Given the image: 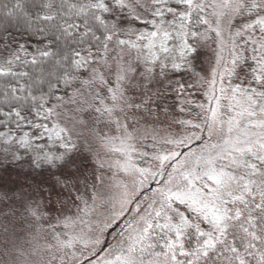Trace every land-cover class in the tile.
I'll list each match as a JSON object with an SVG mask.
<instances>
[{
    "label": "snow or ice",
    "instance_id": "1",
    "mask_svg": "<svg viewBox=\"0 0 264 264\" xmlns=\"http://www.w3.org/2000/svg\"><path fill=\"white\" fill-rule=\"evenodd\" d=\"M14 7L47 43L0 30V183L7 165L29 188L0 196V264H264V0ZM101 151L118 195L72 197L80 157ZM64 192L75 211L53 217ZM97 202L93 239L77 226Z\"/></svg>",
    "mask_w": 264,
    "mask_h": 264
},
{
    "label": "rangeland",
    "instance_id": "2",
    "mask_svg": "<svg viewBox=\"0 0 264 264\" xmlns=\"http://www.w3.org/2000/svg\"><path fill=\"white\" fill-rule=\"evenodd\" d=\"M2 8H0L1 11ZM9 10V9H8ZM13 11H16V8H13ZM17 12V11H16ZM36 47H33L31 50L34 51ZM30 51V50H29ZM31 52V51H30ZM194 99L200 100L201 97L194 96ZM0 131H3V129H0ZM24 131H30V129L25 128ZM38 134V133H37ZM38 143H45V141H39ZM109 157L105 155L103 151L100 152L99 157H96L94 155L84 153L80 157V172L78 177L75 180L76 188H73L71 190V196L75 197L76 195H83L86 199L90 198L92 194V185H97V191H102L103 196L105 198L108 197H114L118 195V192L116 189H110L109 185L112 183L110 180L107 179L108 176H110V173L107 171V168L100 169L98 160L101 161H107ZM7 171L4 173L8 179L5 180V182L0 183V196H7L10 200L15 199L18 194L23 190L25 192L29 191L28 185L24 183L23 180V174L20 173V179L17 180L16 177L18 175V170L14 167L7 166ZM143 166V165H141ZM104 175L105 176V184L103 188L98 184V182L94 179L96 175ZM39 179V178H38ZM155 184H152L151 187H155ZM60 199L62 201H66V207L61 209L58 205H55V203L51 206L50 214L55 217L57 215H71L75 211V207L71 202V199L69 198L68 192H64ZM6 203L8 200L5 201ZM89 202H91L89 200ZM2 206V205H0ZM106 215V210L104 207L100 206L99 202H97V212L95 215L91 217H86L85 220L87 224L85 225H78L77 231H79L81 228L84 229L85 233L90 235L93 239H95L96 235L99 234V229L103 227V220ZM127 219V217H125ZM99 222L98 226L97 223ZM52 223H55V219H53ZM123 224V221H119L117 224L112 225L102 236H100V239L103 241L101 245H98L97 248L103 247L104 252L101 253V256H105L110 250L112 252L111 256L108 258L111 259L117 254V250L112 249V245H114L116 242L113 240V235L116 231L119 230L120 226ZM91 225L92 230H90L89 226ZM43 239H41V243H43ZM82 248V246H80ZM91 251V249H88L83 252L84 256H88V252ZM77 254H80V250H77ZM94 259V258H93Z\"/></svg>",
    "mask_w": 264,
    "mask_h": 264
},
{
    "label": "trees",
    "instance_id": "3",
    "mask_svg": "<svg viewBox=\"0 0 264 264\" xmlns=\"http://www.w3.org/2000/svg\"><path fill=\"white\" fill-rule=\"evenodd\" d=\"M16 2L17 0H0V8H2L0 11V30L7 26L9 31L12 33V36L15 37L19 43H25L28 50L31 51H29V53H32L31 49L33 47H37L38 45L42 47L43 43H47V41H41L39 35L32 36L30 32L25 31L23 28L17 31L18 25H16V20L21 15V10L16 9L17 12L13 11ZM31 2L32 0H21V3L26 6L25 10H27V6H29ZM28 58L30 59L31 56ZM24 70L27 71L28 69ZM0 119H3V117H0Z\"/></svg>",
    "mask_w": 264,
    "mask_h": 264
}]
</instances>
